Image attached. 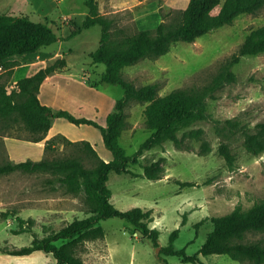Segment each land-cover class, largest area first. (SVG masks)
Listing matches in <instances>:
<instances>
[{
	"label": "rangeland",
	"instance_id": "rangeland-1",
	"mask_svg": "<svg viewBox=\"0 0 264 264\" xmlns=\"http://www.w3.org/2000/svg\"><path fill=\"white\" fill-rule=\"evenodd\" d=\"M99 11L113 19L112 29L133 33L152 29L165 20L175 23L189 0H97ZM225 0H222L224 2ZM86 0H0V13L26 15L35 21L48 23L63 40L43 46L35 53L17 55L0 63V82L7 81L8 90L16 82L40 68L64 57L67 67L51 74L42 85L39 97L53 109H67L76 116H86L101 125L115 108L117 99L124 96L118 84L102 81L104 63H94L90 53L100 43L101 26L94 25L71 35L88 13ZM264 25V7L255 14L242 13L232 24H225L196 38L178 41L169 52L155 58H145L123 68L124 77L137 86L157 83L158 93L165 95L176 88H190L207 84L219 71L222 61L229 57L254 28ZM14 68L11 75L10 68ZM17 67H20L16 69ZM16 70V71H15ZM237 81L227 83L215 98L208 99L209 120H201L182 128L178 135L181 148L168 140L160 146L144 150L139 163L130 170L143 174L144 165L160 166V179L132 173L111 172L107 182L112 190V203L121 210L133 207L153 209L152 226L160 231L159 246L149 237L141 236L129 221L117 217L99 222L105 237L87 241L79 247V255L88 264H193L177 255L163 251L172 232L179 229L174 244L193 255L201 249L213 229L211 217L232 211L237 205L247 209L264 194V151L258 155L248 152L241 130L233 129L226 120L239 122L254 130L264 120V52L244 55L233 67ZM15 71V72H14ZM146 104L132 101L127 104V127L120 137L128 155L135 154L152 134L145 123ZM220 121L216 127L215 121ZM55 132L39 142L23 124L8 129L0 126V163L40 160L57 157H81L86 166L92 159L77 145L67 142L90 141L99 155L111 159L112 154L103 142L101 132L92 125H75L65 118H56ZM53 122V125H54ZM200 130L199 138L189 132ZM207 142L209 151L202 144ZM225 142L235 154L230 166L219 153ZM49 148L46 149L45 145ZM49 180H53L49 182ZM178 181L195 182L182 187ZM83 192H68L50 173L14 171L0 176V264H56L51 253L35 252L13 255L2 249L30 245L31 232L15 233L21 228L17 216L33 220L32 230L39 237L58 231L74 219L89 215ZM202 220L203 223H200ZM185 221V222H184ZM198 224V226H197ZM261 234L251 235L252 239ZM61 245L63 240L55 242ZM201 264L241 263L226 254L199 255Z\"/></svg>",
	"mask_w": 264,
	"mask_h": 264
},
{
	"label": "trees",
	"instance_id": "trees-1",
	"mask_svg": "<svg viewBox=\"0 0 264 264\" xmlns=\"http://www.w3.org/2000/svg\"><path fill=\"white\" fill-rule=\"evenodd\" d=\"M85 3L88 7L86 18L80 26L72 29L71 35L97 24L101 26L99 46L90 53V57L94 63L106 65V70L101 76L102 81L118 84L124 89V96L117 99L115 108L107 115L105 125L86 116H76L67 109H53L41 102L39 93L42 83L51 74L67 67L64 57L57 58L34 74L19 79L11 91L8 90L7 81L0 82V126L4 129L15 123L23 124L31 133L33 141L39 142L53 127L54 119L65 118L75 125L86 124L98 128L105 146L112 154L110 160H105L90 141L73 142L67 139L68 143L77 145L79 150L86 153L94 165L88 167L81 157L74 156L0 163V176L14 171L50 173L68 192L85 194L89 208L87 217L76 218L58 231L39 237L37 232L32 230L33 220H26L18 215L21 228L14 232H31L34 238L30 245L2 249L13 255L45 251L54 256L56 264H88L79 255V247L87 241L104 238L105 230L99 222L111 217L129 221L135 226L136 232L143 231L144 236L149 237L155 247L159 246L160 231L150 226L154 221L153 209L117 208L111 201L112 190L107 184L110 173H132L134 176L142 175L150 179L162 178L164 170L160 166L144 165L143 174L133 173L129 166L139 163V157L144 150L160 146L168 140L181 148L183 140L178 132L197 121L210 119L208 99L215 98L217 91L227 83L237 81L233 67L240 62L242 56L264 52V25H261L252 29L238 49L222 61L218 73L207 84L176 88L160 95L157 83L137 86L124 77L123 68L145 58H158L169 52L172 45L178 41H195L199 36L214 29L232 24L242 13L255 14L264 7V0H189L177 22L167 23L162 20L156 28L139 29L133 33L124 29L114 31L113 19L100 13L97 0H86ZM63 39L46 22L35 21L26 15L0 13V63L14 55L35 53L43 46ZM13 69L10 68L9 75ZM132 101L146 104L145 123L152 134L135 154L128 155L120 143V137L127 127L125 108ZM215 123L218 127L221 122L216 120ZM225 123L242 131L244 146L248 152L258 155L264 151V120L258 122L254 130L233 120H226ZM200 135V130L189 132L192 138H199ZM45 147L47 149L49 145L46 144ZM202 147L204 151L210 150L207 142H203ZM218 149L227 163L233 166L235 154L229 145L221 142ZM51 181L53 180H49ZM178 183L182 187L195 185V182L191 181ZM210 219L213 229L199 252L189 255L185 249L175 247L179 229L172 232L169 245L163 248V251L193 264L202 263L200 254H226L241 263L264 264V194L247 209L237 205L229 213ZM203 221L205 220L200 223ZM256 234H261L262 237L252 239L251 235ZM58 240H63V243L57 245L55 242Z\"/></svg>",
	"mask_w": 264,
	"mask_h": 264
},
{
	"label": "crops",
	"instance_id": "crops-1",
	"mask_svg": "<svg viewBox=\"0 0 264 264\" xmlns=\"http://www.w3.org/2000/svg\"><path fill=\"white\" fill-rule=\"evenodd\" d=\"M13 57H17V55H14V56H11V57H9V58H7V60H11V59H14ZM18 68H20V67H17L16 69H18ZM16 71V70H15ZM14 71V72H15ZM51 77V75L50 76H48L45 80H44V82L42 83V85H44V83L47 81V79H49ZM42 85H41V87H42ZM41 89H43V88H40V90ZM41 100V99H40ZM42 102V101H41ZM42 103H44V102H42ZM45 104V103H44ZM53 131H55V132H60V131H57V130H55V122H54V125H53V127L51 128V130L49 131V134L48 135H51L52 133H53ZM37 143H39V144H43V143H41V142H37ZM105 160H108V159H105ZM110 160V159H109ZM155 219V218H154ZM153 222V221H152ZM152 222L150 223V226L151 227H153L152 226ZM35 252H41V251H35ZM35 252H33V253H35ZM43 252H45V251H43ZM32 254V253H31Z\"/></svg>",
	"mask_w": 264,
	"mask_h": 264
},
{
	"label": "water",
	"instance_id": "water-1",
	"mask_svg": "<svg viewBox=\"0 0 264 264\" xmlns=\"http://www.w3.org/2000/svg\"><path fill=\"white\" fill-rule=\"evenodd\" d=\"M137 233L140 234L141 236H144L145 235L144 232L141 231V230H137Z\"/></svg>",
	"mask_w": 264,
	"mask_h": 264
}]
</instances>
